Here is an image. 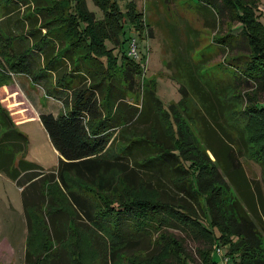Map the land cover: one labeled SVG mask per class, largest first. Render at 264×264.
<instances>
[{
    "label": "trees",
    "instance_id": "obj_1",
    "mask_svg": "<svg viewBox=\"0 0 264 264\" xmlns=\"http://www.w3.org/2000/svg\"><path fill=\"white\" fill-rule=\"evenodd\" d=\"M93 1L103 11L101 18H95L85 0H69L74 21L52 38L40 34L42 22L31 23L9 65L42 82L48 95L65 107L56 115H39L59 153L50 176L94 187L88 194L68 190L67 196L89 224L107 231L123 251L146 236L165 244V261L175 255L185 264H222L215 253L219 247L226 257L223 264H264V202L254 196L240 163L244 143L243 155L253 156L264 169V100L248 98L249 105L238 109L240 95L232 93L239 83L264 89V21L258 18L263 12L257 0L203 3L215 13L222 6L232 9L239 18L238 35L228 38L227 33L216 40L231 48L245 44L247 52L229 55L225 63L231 70L223 63L215 73L203 62L183 59L184 67L180 59L172 74L180 98L165 109L154 86L141 90L139 106L127 101L126 91L139 83L142 69L138 54H127L122 47L129 39L136 47V38L126 32H142L140 13L131 3L122 11L114 0ZM14 2L0 0L5 14L13 13ZM33 16L25 18L32 21ZM65 37L68 41H62ZM26 38L27 45L21 43ZM113 65L123 68L127 85L111 72ZM27 145V135L0 106V173L22 187L25 211L27 188L35 189L31 180L44 176L42 166L25 158ZM54 213L48 215L53 239H58ZM167 227L202 242L199 263H189L183 240ZM47 252L53 255L51 249ZM45 256L27 264H45Z\"/></svg>",
    "mask_w": 264,
    "mask_h": 264
},
{
    "label": "rangeland",
    "instance_id": "obj_2",
    "mask_svg": "<svg viewBox=\"0 0 264 264\" xmlns=\"http://www.w3.org/2000/svg\"><path fill=\"white\" fill-rule=\"evenodd\" d=\"M211 1L213 0H114L122 11L126 10L128 3L133 4L140 13L143 27L141 33L133 28L126 32V36L136 38L135 51L142 69L138 76L139 83L126 91L127 101L132 105H140L141 90L148 85L154 86L155 95L164 109L171 102L177 101L180 98L179 83L172 74L180 59L179 64H182L183 59L186 62H203L204 68L215 73L221 71L218 64L229 61V55L247 52L245 44L231 48L216 40L227 33L228 38L238 35L235 27L239 24V18L227 6L219 7L217 13L211 8V12L209 7L203 5H212ZM85 2L96 19L102 17L103 11L99 5L93 0ZM14 3L16 5H13L14 11L11 15L5 14L7 10L0 6V106L15 121L17 129L28 137L25 157L33 148L39 150L37 154L42 156L44 164H56L58 154L47 140L42 125L39 122L30 123L31 130L27 131L29 125L16 122L23 118L32 122V118L40 112H60L65 107L59 99L48 95L42 82L37 83L27 74L14 72L9 65L16 60L14 52L20 50V35L25 34L31 23L37 26L42 22L39 26L40 34L45 38H52L57 30L64 33L71 26L69 23L75 18L74 9L69 0H16ZM257 4V8L264 6V0H257ZM25 15H34L36 20L31 21ZM258 18L264 21V13ZM49 19L51 21L47 24ZM22 41L21 43L28 44V38ZM62 41H68V38H62ZM131 43L132 39H129L123 44L122 50H127V54L131 50ZM106 46L113 47L109 42H106ZM226 63L225 68L231 70ZM122 69L113 65L111 72L121 78L124 86L127 82L123 79ZM232 93L240 95V98H236L238 109L249 105L248 98L252 102L264 100V89L251 86V82L237 84ZM241 99V102H237ZM190 101L194 102V99L190 98ZM240 151V163L251 181L254 196L261 197L264 202L263 166L248 153L243 155L244 143ZM19 156L20 153H17L16 157ZM54 168L55 166L43 168L44 176L31 182L35 183V189L27 188L26 211L19 192L22 187L18 190L9 178L0 173V264H27L44 258L45 254V264L53 259L55 260L50 264H153L154 261L161 264H185L182 258L178 259L175 255L169 256L165 261V244L153 243L155 240L146 236L147 240H137L123 251L121 244L107 231L89 224L67 196L68 190L88 194L94 191V187L71 177H67L65 183L60 182L58 178L50 176ZM51 211L56 212L54 217L58 218L54 228L60 230L57 232L58 239H53L55 234L53 227H50L52 222L48 215ZM166 229L183 240L189 263H199L197 250L202 248V242L179 228ZM262 240L264 244V238ZM47 249H51L52 256L48 255ZM27 251L31 254L28 255Z\"/></svg>",
    "mask_w": 264,
    "mask_h": 264
},
{
    "label": "crops",
    "instance_id": "obj_3",
    "mask_svg": "<svg viewBox=\"0 0 264 264\" xmlns=\"http://www.w3.org/2000/svg\"><path fill=\"white\" fill-rule=\"evenodd\" d=\"M52 97V96H51ZM40 98V97H39ZM48 112H51V113H53L54 115H56L58 112H54V111H52V110H47V111H43V112H40L39 114H37L36 116H35V118H32V119H34V120H32V122L31 121H27L25 118H23V119H19L16 123H18L19 122V124H25L24 126H28L30 123H34V122H39L40 124H41V121H40V118H39V115L41 114V113H48ZM13 120V119H12ZM26 120V121H25ZM13 122H15V121H13ZM42 125V124H41ZM29 128H27V131H30L31 130V127H30V125L28 126ZM43 127V126H42ZM44 129V128H43ZM25 131V130H24ZM26 131V132H27ZM44 131H45V129H44ZM45 133H46V131H45ZM46 136H47V140H49L50 141V139H49V137H48V135H47V133H46ZM46 143V142H45ZM50 143H51V141H50ZM52 144V143H51ZM46 146H47V144H46ZM53 146V145H52ZM54 148V147H53ZM54 150L57 152V150L54 148ZM37 151H39V150H33V148H31L30 150H29V152L27 153V156L25 157V158H27L28 160H30V161H32V162H36L37 164H39L40 166H42L43 168H48V167H53V166H55L56 167V165H57V163H58V160H59V153L57 152V154H58V160H57V163L56 164H50V165H47V164H44V160H42L41 158H42V156H40L39 154H37ZM31 152V153H30ZM35 180V178L34 179H32L31 181H34ZM14 183V182H13ZM15 184V183H14ZM17 186V185H16ZM17 188H18V190H19V188H21V187H18L17 186ZM19 192H21L20 190H19ZM21 194V193H20ZM21 199V198H20ZM22 206V205H21Z\"/></svg>",
    "mask_w": 264,
    "mask_h": 264
},
{
    "label": "built area",
    "instance_id": "obj_4",
    "mask_svg": "<svg viewBox=\"0 0 264 264\" xmlns=\"http://www.w3.org/2000/svg\"><path fill=\"white\" fill-rule=\"evenodd\" d=\"M263 13H264V6L259 8ZM132 45L130 46V51L129 54L136 56V51H135V46L133 45V43H131ZM215 253L219 256L221 263L223 264L226 261V257L223 256L222 251L219 247L215 248Z\"/></svg>",
    "mask_w": 264,
    "mask_h": 264
}]
</instances>
